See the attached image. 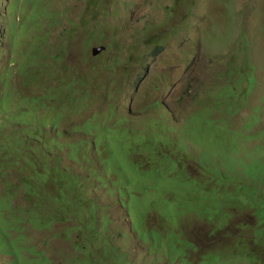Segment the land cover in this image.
Masks as SVG:
<instances>
[{
    "label": "rangeland",
    "instance_id": "rangeland-1",
    "mask_svg": "<svg viewBox=\"0 0 264 264\" xmlns=\"http://www.w3.org/2000/svg\"><path fill=\"white\" fill-rule=\"evenodd\" d=\"M262 257L264 0H0V264Z\"/></svg>",
    "mask_w": 264,
    "mask_h": 264
},
{
    "label": "clouds",
    "instance_id": "clouds-1",
    "mask_svg": "<svg viewBox=\"0 0 264 264\" xmlns=\"http://www.w3.org/2000/svg\"><path fill=\"white\" fill-rule=\"evenodd\" d=\"M101 47H104V46H101ZM101 47H98V48H101ZM98 48H93V50H94V49H98ZM93 50H92V53H93ZM93 55H94V54H93ZM252 82H253V84H256V77H255V79H254ZM254 87H255V86H254ZM249 99H250V98H248V103H250ZM252 116H253V115L249 114V116H248L247 118L250 120V119L252 118ZM263 260H264V257H262V262H263V264H264V261H263Z\"/></svg>",
    "mask_w": 264,
    "mask_h": 264
},
{
    "label": "water",
    "instance_id": "water-1",
    "mask_svg": "<svg viewBox=\"0 0 264 264\" xmlns=\"http://www.w3.org/2000/svg\"><path fill=\"white\" fill-rule=\"evenodd\" d=\"M101 49H103V48L94 49L93 54L97 55L101 51Z\"/></svg>",
    "mask_w": 264,
    "mask_h": 264
},
{
    "label": "trees",
    "instance_id": "trees-1",
    "mask_svg": "<svg viewBox=\"0 0 264 264\" xmlns=\"http://www.w3.org/2000/svg\"><path fill=\"white\" fill-rule=\"evenodd\" d=\"M252 81H253V80H250V83H251L250 88H251V89L254 88V86H255V84H253Z\"/></svg>",
    "mask_w": 264,
    "mask_h": 264
}]
</instances>
